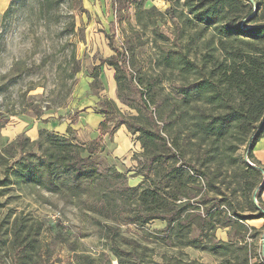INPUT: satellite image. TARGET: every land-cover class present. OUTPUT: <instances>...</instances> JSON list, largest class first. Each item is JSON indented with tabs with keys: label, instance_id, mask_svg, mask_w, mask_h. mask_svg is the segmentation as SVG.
<instances>
[{
	"label": "trees",
	"instance_id": "16d2710c",
	"mask_svg": "<svg viewBox=\"0 0 264 264\" xmlns=\"http://www.w3.org/2000/svg\"><path fill=\"white\" fill-rule=\"evenodd\" d=\"M164 1L169 6L163 13L155 6L143 9L136 0H122L119 7L128 10L134 4L144 27L166 16L172 21L173 44L154 61L178 76L173 136L165 133L173 127L165 126L161 111L160 125L154 118L147 95L151 85L141 79L134 83L126 48L115 46L111 22L104 34L114 56L104 62L114 69L121 101L123 88L134 91L130 101L137 115L123 117L114 108L116 121L104 129L109 118L102 110L106 117L99 135L82 143L46 128L35 140L18 136L0 148V192L29 185L75 206L98 229L117 264H198L162 252L152 260L157 247L171 246L200 250L218 258V264H235L244 250L242 264H248L254 255L248 254L246 239H255L259 229L247 221H264V165L253 154L264 137V0H252L256 11L251 0ZM110 6L116 8L114 2ZM142 14L148 21L142 22ZM121 125L137 135L142 148L137 185H129L114 164L95 158L104 149L102 136ZM156 220L164 225L149 229ZM42 229L43 222L28 213L2 219L0 264H53L54 250L42 243ZM65 230L56 222L60 242ZM218 230L225 231V239L216 236ZM69 263L112 264L104 252L96 257L79 252Z\"/></svg>",
	"mask_w": 264,
	"mask_h": 264
},
{
	"label": "rangeland",
	"instance_id": "374dc122",
	"mask_svg": "<svg viewBox=\"0 0 264 264\" xmlns=\"http://www.w3.org/2000/svg\"><path fill=\"white\" fill-rule=\"evenodd\" d=\"M136 1H141L143 9L155 6L161 13L169 6L164 0ZM111 2L116 8L110 6ZM121 2L0 0V124L5 123L0 128V148L22 135L37 139L40 128L82 143L99 135L98 128L106 117L102 110L109 118L104 129L116 121L114 108L123 117L137 115L130 101L134 91L123 88L121 101L114 69L104 62L114 56L104 34L110 30L111 22L114 23L115 46L126 48L134 83L137 85V80L141 79L151 85L147 95L158 106H150L154 118L160 125L157 114L161 111V117L166 118L165 126L173 127L169 130L171 134L165 133L169 139L173 136L178 124L174 112L178 97L174 84L179 83L178 76L166 65L156 66L154 61L161 51L173 44L172 21L166 16L162 23L144 27L136 19V6L121 10ZM252 8L257 10L255 1ZM142 17V22L148 21L144 14ZM160 34L165 35L164 38ZM139 88L142 89L141 84ZM107 134L102 136L104 149L95 158L106 166L114 164L126 174L129 185L139 184L142 177L135 173L143 157L137 135L129 133L125 125ZM243 150L244 145L238 154L243 155ZM261 200L264 205V191ZM0 203V221L8 215L28 213L43 222L40 236L42 243L54 250L53 264H70L79 252L92 257L104 252L112 264H117L98 229L85 220L75 206L64 204L57 195L29 185H12L0 192ZM56 222L66 229L63 242H60L62 236L56 238ZM247 224L259 229L255 239H246L248 254L254 255L248 264H264V221L259 218ZM163 225L156 220L147 227L156 229ZM131 232L134 228H130V236ZM216 236L225 239V231L218 230ZM160 252L167 257L182 254L183 259L198 264L219 263L218 258L200 250L190 247L179 250L174 246L157 247L151 252L152 260H159ZM243 252L234 257L235 264L243 263Z\"/></svg>",
	"mask_w": 264,
	"mask_h": 264
},
{
	"label": "crops",
	"instance_id": "0c3cea01",
	"mask_svg": "<svg viewBox=\"0 0 264 264\" xmlns=\"http://www.w3.org/2000/svg\"><path fill=\"white\" fill-rule=\"evenodd\" d=\"M254 147L253 154L261 165H264V137H262Z\"/></svg>",
	"mask_w": 264,
	"mask_h": 264
}]
</instances>
